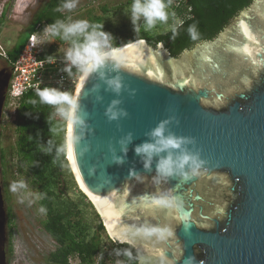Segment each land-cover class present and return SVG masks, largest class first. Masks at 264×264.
Returning a JSON list of instances; mask_svg holds the SVG:
<instances>
[{"label": "water", "instance_id": "95a60500", "mask_svg": "<svg viewBox=\"0 0 264 264\" xmlns=\"http://www.w3.org/2000/svg\"><path fill=\"white\" fill-rule=\"evenodd\" d=\"M113 49L126 67L106 61L83 77L73 96L80 123L66 132V158L109 237L135 247L139 264H264V0L178 57L146 39ZM117 76L119 93L107 83ZM11 77V68L0 70V132ZM114 101L128 115L110 121ZM169 119L168 130L194 138L188 147L208 163L193 180L157 184L159 157L147 171L135 148ZM169 194L178 208L155 206ZM8 221L0 184V264H8ZM164 228L172 234L162 239L134 234Z\"/></svg>", "mask_w": 264, "mask_h": 264}, {"label": "trees", "instance_id": "16d2710c", "mask_svg": "<svg viewBox=\"0 0 264 264\" xmlns=\"http://www.w3.org/2000/svg\"><path fill=\"white\" fill-rule=\"evenodd\" d=\"M252 1L170 0V6L167 9L168 24L158 23L150 31H145L142 27L139 33L130 36L129 39L117 29H107L104 26V15L96 16L92 10L88 14L90 23L103 25V31L112 34L114 38L110 40L111 48L123 46L138 39H146L154 47L162 42L173 56L178 57L184 50L193 48L195 44L215 38ZM64 2L65 0H49L44 4L26 34L20 36L15 45L5 52L10 68L19 58L30 34L38 24L50 25L57 20L65 23L68 21L69 13L65 10L57 11V8ZM102 12L107 14L108 9L104 7ZM173 13L175 19L182 21L175 38H172V33L169 30V25L173 21ZM5 17L6 13L4 12L0 18V24ZM192 24L197 25L199 34L196 40H192L187 31ZM53 39L54 42L47 45L42 57L65 58L59 50L62 47L68 48L69 44L61 41L59 37ZM45 87L58 89L70 96L75 88L65 85V83H48L41 86L40 89ZM36 92L35 90L28 91L17 103L15 111L16 153L18 163L27 169L32 183L39 190L40 206L47 209L43 226L57 244L56 249L49 255V261L53 264H71V258H77L79 264H116V260L120 258L124 264H137L136 251L128 244L113 241L118 256L108 255L102 238L107 231L93 204L88 202L87 206L92 208L96 220L95 230L91 232L92 225L88 220L86 209L68 197L69 187H65V182L70 184L66 174L71 171L66 158L64 131L61 136L57 134L56 127L60 119L53 106L39 102ZM65 124L66 121L63 120L62 128H65ZM1 162L5 165V161ZM49 185H53V187ZM8 215L9 227L12 229L11 207H9ZM125 251L131 252V258L124 254Z\"/></svg>", "mask_w": 264, "mask_h": 264}, {"label": "clouds", "instance_id": "9594fccd", "mask_svg": "<svg viewBox=\"0 0 264 264\" xmlns=\"http://www.w3.org/2000/svg\"><path fill=\"white\" fill-rule=\"evenodd\" d=\"M77 6V0H65V2L57 8V11L63 12L64 10L72 11ZM170 6V0H132L130 9L126 12L133 24L134 31L139 33L141 27L145 31H150L155 28L158 23L168 24L169 13L167 11ZM173 21L169 25V30L172 33V38L178 35V28L182 25V21L175 19V14H172ZM142 21V25H141ZM189 36L192 40H196L198 37V29L196 24H192L187 29ZM55 37L63 42L69 44V47L64 50L65 60L68 62L69 67H66L64 71L71 75V67L74 66L78 69L79 73L83 77H87L90 73L97 70V68L104 65L106 61H112L114 64V70H120L123 65L120 59L116 55V49L110 47V40L114 37L111 33L103 31V25L90 23L88 20H75L70 23H65L61 20H57L54 23L48 25L43 30V35L39 38L33 35L32 43L35 46L36 43L54 42ZM144 43L143 40L140 41ZM250 55V53H245ZM47 60L51 62L53 57H47ZM253 63H256L253 60ZM108 85L117 93L121 90V79L117 76L115 79H111ZM134 90L132 93L134 94ZM36 95L39 97V102L42 104L53 106L57 115L67 121L68 124L78 126L80 123L78 115V105L76 99L71 97L65 92H61L55 88L45 87L43 89H37ZM35 103V101H33ZM119 101H114L113 106L109 107L106 111V115L110 121L117 120L121 116H127L126 110L120 109L115 111L114 107ZM171 119L160 122L155 128H153L147 135L150 137L148 142L138 145L135 148L137 155L141 156L144 162V168L150 171L153 158L159 157L157 165V174L153 177L154 183L168 182L171 179H179L181 182H188L193 180L202 174V170L205 169L206 160L201 158L200 152L189 148V145H194L195 140L191 137L177 136L168 130V124ZM132 133H128L126 137L121 140L122 151L125 155L127 153L126 145L131 143ZM63 150V149H61ZM83 154V153H82ZM114 162L117 164H123V157H114ZM130 176L135 179H140V174L130 171ZM9 191L18 195L20 203H24L28 200V203H33L30 199L35 195V199H40L39 194H34L28 191V185L25 181H14L9 185ZM155 204L169 209L178 208L179 197L172 196L171 194L162 196L159 199H155ZM38 211L46 214L47 209L41 206ZM135 235H157L158 238H164L165 235H171L172 233L167 229H152L137 230ZM118 239H125L126 237L120 236ZM119 254V253H118ZM126 256L131 258V252L125 251Z\"/></svg>", "mask_w": 264, "mask_h": 264}, {"label": "rangeland", "instance_id": "374dc122", "mask_svg": "<svg viewBox=\"0 0 264 264\" xmlns=\"http://www.w3.org/2000/svg\"><path fill=\"white\" fill-rule=\"evenodd\" d=\"M47 2L49 0H0V18L4 12L6 13V17L0 24V51L2 53L0 70L4 68L7 70L10 69L4 56L5 52L15 45L20 36L26 34L34 18ZM131 3L132 0H77L76 8L72 11L65 10V12L69 13V18L66 23L75 20L90 21L88 13L92 10L96 16L104 15V26L107 29H117L123 36L129 39L130 36L137 34L134 31L129 15L126 13L130 9ZM104 7L108 9L107 14H103L102 12ZM46 43L49 45L48 42ZM65 49L67 48L62 47L59 50L62 56H64ZM75 91L76 87L71 97L74 96ZM16 107L17 103L15 101L10 99L6 100L0 132V184L8 220L9 207L12 209V229L9 227V221L7 228L8 243L6 245V260L8 264H53L49 261V255L56 249L57 244L44 229L43 221L46 216L38 211L41 207L40 199H35L34 195L30 198L33 200V203L29 204L28 200L20 203L18 195L9 191L10 183L23 180L28 185V191L39 194V190L32 183L27 169L18 163L16 153ZM57 117L60 120L57 124L56 132L61 136L64 131L66 143L68 122L66 121L65 128H62L63 118L59 115ZM2 160L5 161V165L2 164ZM69 168L71 173H67L66 175L70 184L67 181L65 182V187H69L67 195L74 199L82 208L86 209L88 220L92 225L91 232H94L96 227L95 215L93 214L92 208L87 207L88 202L92 203V201L78 184L70 163ZM53 185L49 186L53 187ZM56 190L59 191V189ZM102 238L107 254L118 256L114 243L108 237L107 233H104ZM70 262L71 264H79L77 258H71ZM116 262V264H124L120 258Z\"/></svg>", "mask_w": 264, "mask_h": 264}, {"label": "built area", "instance_id": "2783aa9c", "mask_svg": "<svg viewBox=\"0 0 264 264\" xmlns=\"http://www.w3.org/2000/svg\"><path fill=\"white\" fill-rule=\"evenodd\" d=\"M48 25L38 24L30 34L27 43L22 50L19 58L14 63L12 77L7 90V98L15 101L30 90L40 89L48 83H65V85L77 87L82 75L74 66L71 67V75L64 71L69 67L65 58H53L49 62L42 54L46 51L47 43H36L33 46L32 37L37 36L38 40L43 35V30Z\"/></svg>", "mask_w": 264, "mask_h": 264}, {"label": "flooded vegetation", "instance_id": "af4514ba", "mask_svg": "<svg viewBox=\"0 0 264 264\" xmlns=\"http://www.w3.org/2000/svg\"><path fill=\"white\" fill-rule=\"evenodd\" d=\"M4 56H5V58H6V60H7V56L4 54ZM1 57H2V53H1V51H0V59H1ZM8 62V61H7ZM95 207V206H94ZM96 209V208H95ZM97 211V210H96ZM107 231V230H106ZM109 236V235H108ZM110 238V237H109ZM111 239V238H110ZM112 240V239H111ZM112 241H114V240H112ZM116 242V241H115ZM129 245V244H128ZM130 246H132V245H130ZM133 247V246H132ZM134 249H135V247H133ZM135 251H136V256H137V264H139V261H138V252H137V250L135 249Z\"/></svg>", "mask_w": 264, "mask_h": 264}, {"label": "bare ground", "instance_id": "6f19581e", "mask_svg": "<svg viewBox=\"0 0 264 264\" xmlns=\"http://www.w3.org/2000/svg\"><path fill=\"white\" fill-rule=\"evenodd\" d=\"M82 79H83V76H82L81 79H80V82H79V84H78V86H77V89H78V87H79V85H80ZM69 127H70V126H69ZM68 134H69V133H68ZM68 158H69V160L72 162L70 151H69V153H68ZM72 165H73V163H72ZM103 217H104V216H103ZM104 219H105V218H104ZM105 221H106V220H105ZM106 224H107V223H106Z\"/></svg>", "mask_w": 264, "mask_h": 264}, {"label": "snow or ice", "instance_id": "6c2138e0", "mask_svg": "<svg viewBox=\"0 0 264 264\" xmlns=\"http://www.w3.org/2000/svg\"><path fill=\"white\" fill-rule=\"evenodd\" d=\"M155 206H157V207H162V206H160V205H158V204H155ZM164 208H166V207H164Z\"/></svg>", "mask_w": 264, "mask_h": 264}]
</instances>
